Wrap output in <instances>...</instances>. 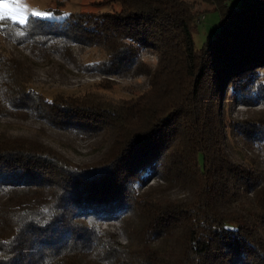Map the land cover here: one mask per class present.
<instances>
[{
  "label": "trees",
  "instance_id": "trees-1",
  "mask_svg": "<svg viewBox=\"0 0 264 264\" xmlns=\"http://www.w3.org/2000/svg\"><path fill=\"white\" fill-rule=\"evenodd\" d=\"M238 1L207 0L219 10V29L200 48L193 40L199 15L186 0H104L111 8L98 13L5 22L7 39L31 48L98 47L105 59L89 67L141 72L150 85L116 106L86 97L55 103L19 80L17 66L0 53V100L8 111L103 132L112 144L97 161L77 166L0 131V264H264L263 181L229 159L218 105L227 98L264 102V0ZM143 50L157 54L154 68L140 60ZM243 128L264 147L262 122ZM157 176L187 197L142 190ZM249 192L250 205L241 209L236 197ZM227 202L237 205L226 211ZM122 220H134L127 243L99 225ZM156 240L166 247H153Z\"/></svg>",
  "mask_w": 264,
  "mask_h": 264
},
{
  "label": "rangeland",
  "instance_id": "rangeland-1",
  "mask_svg": "<svg viewBox=\"0 0 264 264\" xmlns=\"http://www.w3.org/2000/svg\"><path fill=\"white\" fill-rule=\"evenodd\" d=\"M186 1L193 4L196 15H199L193 40L195 47L200 48L207 38L214 36L218 31L220 13L214 4L207 0ZM238 2V0H225L229 6H235ZM22 3L27 7L28 17L36 11L51 13L50 17L45 18L55 20L62 19L73 12L98 13L111 8L104 0H22ZM37 45L31 48L29 45L5 38L0 32V53L10 60L12 65L17 66L18 79L55 103L65 98L75 101L74 97L79 99L86 97L88 102L93 104L99 105L103 102V104L116 106L137 97L149 88L150 79L144 73H136L132 70L106 73L96 71L92 66L89 67L105 59L104 52L98 47L82 44L62 45L59 42L51 43L50 46H46L44 42ZM140 60L154 68L157 65L158 56L153 51L143 50L140 53ZM261 92L259 99H264V88ZM225 97H228V92ZM207 98L208 93L204 91L203 99ZM253 101L255 104L249 106L235 103L231 98H227L223 104L220 102L218 105L222 106L221 114L227 125L224 133L229 159L240 168H248V170L250 167L253 168L264 185V147L255 142L253 136L248 137L251 134L243 128L245 121L249 123L260 121L264 124V102L259 103L257 98H253ZM5 105L0 100V131L12 141L21 139V142L26 145H41L77 166L91 164L107 151L112 150V144L108 146L107 136L105 137L103 132L90 133L59 128L41 117L18 110L8 111ZM218 105L209 101V111L216 114ZM44 113L47 115L46 112ZM232 186L234 187V182ZM142 190L153 193L164 190L175 200L188 195L185 189L171 184L167 186L158 176L150 178ZM236 191H239V187ZM253 196V192L237 195V202L241 204V209L244 205H250ZM237 202H227L223 205V209L235 208ZM129 222H131L130 225L134 224V220L126 222L122 220V222L101 221L99 225L101 229L114 232L121 243H127L130 241L129 233H131L128 229ZM162 241H154L153 247L158 250L163 249L166 247V242ZM85 260L91 263L95 261L91 254L86 255Z\"/></svg>",
  "mask_w": 264,
  "mask_h": 264
},
{
  "label": "snow or ice",
  "instance_id": "snow-or-ice-1",
  "mask_svg": "<svg viewBox=\"0 0 264 264\" xmlns=\"http://www.w3.org/2000/svg\"><path fill=\"white\" fill-rule=\"evenodd\" d=\"M27 7L22 0H0V28L5 26V22L14 25L24 26L28 23ZM35 17H50L51 13L32 12Z\"/></svg>",
  "mask_w": 264,
  "mask_h": 264
}]
</instances>
